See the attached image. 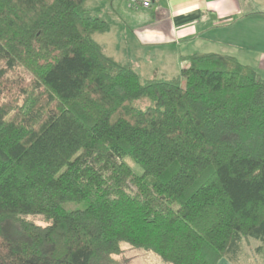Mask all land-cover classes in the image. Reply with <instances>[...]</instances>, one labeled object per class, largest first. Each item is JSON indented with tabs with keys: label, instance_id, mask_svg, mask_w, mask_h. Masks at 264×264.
Masks as SVG:
<instances>
[{
	"label": "trees",
	"instance_id": "trees-1",
	"mask_svg": "<svg viewBox=\"0 0 264 264\" xmlns=\"http://www.w3.org/2000/svg\"><path fill=\"white\" fill-rule=\"evenodd\" d=\"M85 2L0 0V264L264 251V79L208 53L143 80L97 43L107 22Z\"/></svg>",
	"mask_w": 264,
	"mask_h": 264
},
{
	"label": "crops",
	"instance_id": "crops-1",
	"mask_svg": "<svg viewBox=\"0 0 264 264\" xmlns=\"http://www.w3.org/2000/svg\"><path fill=\"white\" fill-rule=\"evenodd\" d=\"M126 7V0L84 4L107 22V30L94 36L97 43L120 63L109 49L130 54L124 65L143 80L155 79L149 74L156 69V79L175 77L191 56L208 53L231 56L264 79V0H152L150 8L129 12ZM113 34L123 49L109 40ZM218 264L237 263L223 258Z\"/></svg>",
	"mask_w": 264,
	"mask_h": 264
},
{
	"label": "rangeland",
	"instance_id": "rangeland-1",
	"mask_svg": "<svg viewBox=\"0 0 264 264\" xmlns=\"http://www.w3.org/2000/svg\"><path fill=\"white\" fill-rule=\"evenodd\" d=\"M126 9L129 12H134L136 11L135 9H132L129 6V0H126ZM118 12V8L116 9ZM108 39V38H107ZM109 40H113L114 44H117L121 49H123V47H121V44L119 41H116V36L115 34H113L112 36H109ZM113 44V45H114ZM109 51H111V53H113L114 55H116L119 59V61H122L121 63L125 64L128 63V61H131L130 58H128V55L124 50H119V49H109ZM139 59L138 56H134V54H132V59ZM189 62H186L184 65L185 67L189 66ZM4 65V63L0 62V68ZM143 67V66H142ZM160 69H156L154 70L153 74H149L152 75L153 78L156 79V77H158V71ZM181 72V69L178 70L176 72L175 76H178ZM17 76H21L23 78H25L27 81L32 80V75L28 72H26L23 68H18L13 72H10L9 77H17ZM11 97H7L4 96L3 100L8 101ZM136 105L146 109L149 106L152 105V103L148 100V99H141L139 101L136 102ZM130 165L137 171V172H141L140 167H138L134 162H132L130 159L127 160ZM75 205V204H72ZM74 207L77 208H83L84 204H76ZM262 246V244L254 239H244V241L242 242V249H241V253L238 255V258L236 259L237 264H264V251L260 252L259 250H257L258 247ZM124 251L123 253L119 256L121 259L126 260L128 262V264H166L164 263L159 256L155 255L154 253L145 251L143 249H135L133 247H131L128 244H124L123 245Z\"/></svg>",
	"mask_w": 264,
	"mask_h": 264
},
{
	"label": "built area",
	"instance_id": "built-area-1",
	"mask_svg": "<svg viewBox=\"0 0 264 264\" xmlns=\"http://www.w3.org/2000/svg\"><path fill=\"white\" fill-rule=\"evenodd\" d=\"M151 4L152 0H129V6L135 10L142 8H150Z\"/></svg>",
	"mask_w": 264,
	"mask_h": 264
}]
</instances>
